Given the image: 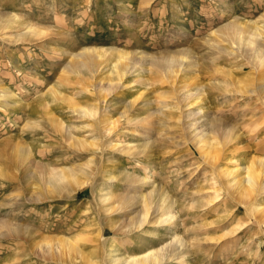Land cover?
Returning <instances> with one entry per match:
<instances>
[{"label": "rangeland", "instance_id": "obj_1", "mask_svg": "<svg viewBox=\"0 0 264 264\" xmlns=\"http://www.w3.org/2000/svg\"><path fill=\"white\" fill-rule=\"evenodd\" d=\"M262 16L264 0H0V264H109L113 253L112 259L168 248L175 236L186 246L185 253H169L163 264H264V223L258 224L262 213L244 208L264 195L245 201L221 189L216 191L220 205L205 206L214 197L211 178L221 166L243 174L251 159L264 160V106L256 97L231 96L227 86L202 88L227 77L208 68L216 55L210 56L206 41L215 39L222 47L213 35L217 29L233 21L259 22ZM109 48L133 59L137 69L131 67L121 79L124 88L106 97L112 105L101 116L115 120L127 112L143 121L121 119L115 135L101 140L100 148L74 147L54 120L64 123L72 137L90 144L93 119L75 110L97 105L90 84L98 82L101 73L113 76L115 63L124 61L114 58L94 77L75 72L71 62L85 50ZM178 56H183L184 72L176 79L166 77L164 63ZM211 64L223 71L230 68L235 78L253 73L242 58H216ZM140 79L147 83L140 84ZM189 89L194 97L188 110L178 91ZM130 101L131 109L126 106ZM161 109L165 116L157 112ZM199 110L194 118L199 125L213 119L218 130L225 125L235 128L225 143L212 135L221 149L214 165L200 158L185 126V115ZM27 122L39 127L31 129ZM109 143L130 144L136 150L126 154ZM18 147L30 149V157ZM89 160L94 172L89 177L70 180L60 192L43 190L40 174L48 172L44 165L63 169ZM33 170L36 176L26 179ZM104 190L112 197L107 202L101 201ZM157 190L171 206L155 213L148 209L144 225L133 229L138 203L123 210L120 200L146 198ZM35 195L43 199L36 201ZM170 215L174 217L166 221ZM2 222L19 229L10 233ZM242 223L246 225L237 234L224 235ZM127 228L132 231L122 232ZM57 240L73 243L77 251H63L57 260L46 252L39 255L33 246L41 242L43 248L45 243L56 247Z\"/></svg>", "mask_w": 264, "mask_h": 264}, {"label": "bare ground", "instance_id": "obj_2", "mask_svg": "<svg viewBox=\"0 0 264 264\" xmlns=\"http://www.w3.org/2000/svg\"><path fill=\"white\" fill-rule=\"evenodd\" d=\"M9 20L7 21L8 23H9ZM259 20H260L259 22L255 21V22H252V23L250 22V23H246V24H241L238 21H233V22L217 29L213 33V35L216 36V38L217 37L220 38V41L224 43L222 47H220L219 45H217V43L215 41H213L215 39H213V40L208 39L206 41L207 48H209V50H210L209 53L212 54L210 56L214 57L216 55V57L213 58L214 60L216 58L221 59L224 57L225 59H229L230 61L234 62V60H236L238 58H242L244 61H246V63H248L250 65L251 70L253 71V73H252L253 76L251 74V77H250V75L249 76L247 75V76H243L240 78H235L233 76V73L230 70V68L227 69L226 71H223V70H221V68H217V66L216 67L212 66L211 63H213L214 60L210 59L211 63H207L208 68L213 70L215 73H218V74L223 73L227 77H225L226 80L225 79L222 80L221 76H220L221 77L220 79H218V78L215 80L213 79L214 81L211 80L213 82H211L210 84L207 83L206 86L202 87L203 89L207 88V89L211 90L212 88L213 89L215 88V89L220 90V89H223L224 86H227L225 91H228L227 93L230 92L229 94L231 96H233L234 94L235 95L238 94L242 97H254V98L256 97L255 101H259L258 103H260V106H264V16L259 18ZM211 38H213V37H211ZM174 55H176V54H174ZM116 57L118 58L117 61L121 59L124 62L123 63L118 62L119 64H117V62L115 63V65H114L115 68H113V69H115L114 75L113 76H111V74H110V76H109V74L105 75L104 71L107 72V70H106L107 67H106L104 69V71H102L104 73H101L99 75L100 79L98 80V82L95 81L94 83L90 84L91 87L94 89L95 98L97 99L96 101L98 102L99 105L97 104V105L93 106V108L91 110L80 109V108L75 110L76 112L82 114L83 116H88V117H91L93 119L92 132H95V135L93 136L90 144L87 143L83 139H76V138L72 137L69 133V130H66L67 127H64V125H63L64 123L62 124L61 122H59V120L58 121L54 120V123L56 126L55 128H57L59 130V133L61 131L62 134H64V137H67L69 141H72L71 145L74 147L75 146H77V147L82 146L83 147L85 145L86 146L90 145V146H94V147L99 146V148H100L101 140L109 141L115 135L117 128L119 129L121 119H124L125 121H127L129 123H133V122L139 121V120L143 121V119H139V118L134 119V117L129 116V114L127 112L121 113L120 117L115 119V120L108 118V117H102L101 116V111L106 110L109 105H112L111 101L106 100V97H108V96L111 97L117 92V90H120V88H124L120 82H121V79L123 77H125L124 75L126 73H128V74L130 73L129 70L131 67L133 69L135 68L136 63L132 62L133 59H130L129 57H124L119 52H117V50L112 49V48H109L108 50H104V51H101L100 49H99V51L92 49V50H85L82 53H80L79 55H77L75 57V62H71L73 64L70 65V68H72L75 72H78V73H83V72L85 73L86 72L90 75L92 74V77H94L95 76L94 73H96V75H97V73L99 72V69L102 65H105V64L107 65V64L111 63V61ZM182 59H183V56H180V57L178 56V57L170 58L168 61H166L164 63L166 65L164 67V70L166 72V73L165 72L164 73L167 74L166 77H168V78L173 77L174 79H176V77H178V75L180 73L184 72ZM237 68H239V67H236V69ZM135 69H137V68H135ZM234 69H235V67H234ZM239 69H241V68H239ZM73 70H71V71L73 72ZM73 74H75V73H73ZM79 76H80V74H79ZM81 77H83V76H81ZM86 77H88V76H86ZM111 77L113 79H116V81L112 80ZM214 77H210L209 79L214 78ZM218 77H219V75H218ZM106 80H107V84L105 83L106 86H104L103 81H106ZM138 81L140 84H146L147 83L143 79H140ZM182 86H185V85H182ZM176 90H178V89L176 88ZM189 91L191 92L190 89L178 91L180 94L181 101L188 103V104L186 103V105H185L186 107L190 106V108H188V110L191 109V105H192L191 99L194 97V94L189 93ZM202 91L203 90L198 89L197 92L199 93V95L200 94L203 95L204 92H202ZM3 92H5V90ZM132 102L133 101H130L126 106L128 108L131 107V105L133 104ZM149 103L150 102H148V101L144 102L143 106H147ZM101 104H102V106H100ZM168 106L169 105H167V106L164 105L163 108H166ZM170 108H171V106H170ZM129 109H131V108H129ZM162 109L160 111L157 110V112L160 115L165 116L164 115L165 113ZM200 112H201L200 110L198 112L189 111V113H187L185 115V118L189 119L188 120L189 122H187L185 124V126H186L187 130L189 129L190 137L192 140L191 142L193 143L194 147L199 152L200 158L203 159V161H204V159H206V161H209L208 159H211L210 162L214 165V160H215L216 156H218V150H221V149L216 148L217 147V146H215L216 140L215 141L213 140V136L220 138L222 140V141L221 140L220 141L225 143V142H227L233 138V136L235 135V132H234L235 128L233 129V127H228L227 125H225L222 128V130L220 129L221 130L220 131V130H218L219 129L218 126H215L216 122H214L213 119L212 120L207 119L205 124L199 125V123L194 118L196 116H199L198 114H200ZM177 120H178V117H177ZM159 125H162V123H160ZM27 126L31 129H36L39 127L34 122H29V123L27 122ZM88 127H90V126H88ZM66 131H67L68 135H67ZM182 143H183V141H182ZM108 146L114 150L119 151V152H125L126 154L129 153L131 149H135V147H133L130 144L112 145L111 143H109ZM82 147H79V148H82ZM18 149H19L20 154L22 153V154H24V156L30 157V155H31L30 149L25 148V147H20V148L18 147ZM109 160H111V159H109ZM109 160H107V161H109ZM23 161L25 162V159L22 160V163H23ZM91 161L89 160L88 162H86L84 164H80L78 166H70V167H66L63 169H54V168L48 169L47 166L44 165L45 168L44 167H42V168H44V170L47 169L48 172H47V175H45V173H44V175L40 174V181H42L41 185L43 187V190H45L48 193H54L55 190L57 189L60 192V190L63 189V187H65V184H67L70 180L76 181L78 176L89 177L91 175V173H94V172H92V168L89 165V164H91ZM26 163H27V161H26ZM37 167H38V164H37ZM38 168H40V167H38ZM35 169H36V167H35ZM243 169H244L243 170L244 172H243V174L241 173L242 174L241 175L236 170L233 171L230 168H226V167L221 166L218 169V174L215 176H212V178H211V181L213 182V185H214L213 190L215 191L214 197H212V199L210 201H208V203H206L205 206L213 207L214 205H217V206L220 205L221 199L218 196L219 192L216 193V191H218V190L221 191V189L225 190V192L223 191L224 193L227 192L232 197L234 195H236L237 198L239 197L241 200H245V201H247L246 199L248 197H250L251 195H252V199H253V195H255V194L256 195H258V194L264 195V160L261 158L251 159L248 162V164L246 166H244ZM30 170H31V168H30ZM40 170H42V169L40 168L39 172H40ZM39 172H37V174ZM105 172H106L105 176H107L109 173L107 171H105ZM219 173H221L225 177L224 181L220 180V178H224V177L222 176L219 178ZM35 174H36L35 171L33 172L32 176L27 174L26 179L36 176ZM228 176H230V177H228ZM107 178H109V177H107ZM110 178H112V177H110ZM135 180L138 182L141 181L139 179H135ZM133 183H134V181H133ZM131 185H132L131 182H129V183L127 182L128 187H131ZM205 188H207V187H205ZM102 189H106V187H103ZM57 190H56V192H58ZM151 192H153V189L151 190ZM161 192H162V190L161 191L157 190V191H155V193H153L154 195H152V193L151 194L148 193L146 198L143 196H138L137 198L140 197L141 200H140V198L137 200L136 196H129V197L127 196V197H123L122 200L119 199L120 200L119 204L121 206V209H123V210H126L127 208L132 207L133 204L137 205V203H138V207L140 208V211L138 212V217H137L138 219L134 222L133 229L134 228L137 229L139 226L142 227V225H144V224H142V222L146 221L144 218H146L145 215L146 216L148 215L147 214L148 209L151 208L152 212L155 213L156 211L159 212V210L164 209V208L168 209V207L171 206L172 202L165 201L164 195H162ZM236 196H235V198H236ZM35 197H36V195H35ZM39 197L40 196L35 198L36 201L43 199V198H39ZM155 197L157 199L156 205L153 204V200L155 199ZM101 198H102L101 201L107 202L112 197L111 196L108 197V193H107V191H105V192H102ZM198 200L200 201V199H198ZM202 200H203V198H202ZM243 204H244V202H243ZM154 205H155V207H154ZM263 205H264V197H259V198L254 197V200H252L251 203H248L246 205V207H244V205L243 206L241 205V206L244 207L245 210H248V211L252 210L253 212L255 211V213H257V211H259V213L261 212L262 213L261 215L263 216V220H261L260 218H262V217H260L259 219L261 221L260 220L258 221V224H261V223H264V210H262ZM202 206H204V204ZM109 209H110L109 207L105 208V212H106V210L108 211ZM172 217H174V216L170 215L166 219V221L170 220ZM143 220H145V221H143ZM1 225H2V227H5L8 230V232H10V233L11 232H17V230L19 229L16 226L12 227V224H11V226H9L10 224L7 226V224L4 222H2ZM245 225H246L245 223H242L239 226L235 227V229L233 231L228 230L227 233H225L224 235L232 234V233H233V235H235ZM125 226H127V225H125ZM123 227L124 226L121 225L120 229H122ZM23 230L25 231L26 229L23 228ZM131 231L132 230L127 228L126 230L124 229L122 232L127 233V232H131ZM173 239H174L172 242L173 244H169V247H171V250H168L169 247L167 248V246H165V247L158 248V250H156V251L148 252V253L142 254V255L121 256V257L119 255L118 257H115V258L113 257V259H112V256L116 255V253H115V255H113L114 254L113 253L112 256H109L110 260H108V262H109V264H163V262H165V260H166L165 257L167 254L170 253V254H172V256L179 257V256L184 255L183 253H185V247L186 246L182 243V240L180 241L176 236ZM41 245H42L41 242L34 243V245H33L35 247V249H37V252H39V255H40V253H42V255H44L43 253L46 252L47 255H49V256H53V255L56 256L58 258V259L56 258L57 260L61 259L60 256L62 257L63 251H67L68 255L71 253V251H74V252L77 251V248H75L73 243H71L69 241H65V240H57L56 241V247H53L51 244L45 243V246L47 245L45 247L46 248L45 249V248L41 247ZM33 248H32V250H34ZM113 251H117V250H113ZM42 255H41V257H45ZM172 256H170V257H172ZM70 260H72V259H70Z\"/></svg>", "mask_w": 264, "mask_h": 264}]
</instances>
